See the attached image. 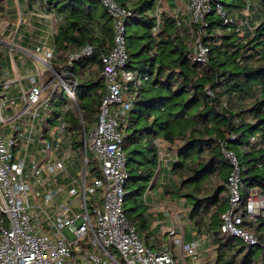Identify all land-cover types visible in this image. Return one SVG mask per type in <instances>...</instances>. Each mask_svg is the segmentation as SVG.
I'll use <instances>...</instances> for the list:
<instances>
[{
  "label": "built area",
  "instance_id": "2783aa9c",
  "mask_svg": "<svg viewBox=\"0 0 264 264\" xmlns=\"http://www.w3.org/2000/svg\"><path fill=\"white\" fill-rule=\"evenodd\" d=\"M100 1L113 20V46L100 54L105 95L88 131L80 112L77 127H69L65 113L77 105V80L68 66L74 59L90 54L92 47L85 44L70 52L65 67L56 70L54 39L62 16L54 10L47 12L42 0H36L27 13L40 25L42 37L36 45L33 40L32 44L22 43L26 32L35 29L28 24L30 29H23V15L19 14L17 21L6 14V19L0 18V25L3 21L5 27L16 23L12 40L0 38L3 58L9 59L0 67V264H207L208 247L202 243L212 244L210 234L205 240L197 238L190 226L191 238L186 240L182 226L176 223L169 232L170 239L163 240L158 248L156 234L150 236L153 245L148 244L126 219L124 183L128 168L122 148L124 135L118 127L120 116L132 101L126 95V83L133 80L134 74L125 69V20L130 12L114 0ZM177 2L179 5L169 15L178 27L204 24L205 17L215 13L224 24L251 29L248 4L234 13L217 0ZM160 5L161 0H155L157 26L161 22ZM37 10L42 15H37ZM193 52L197 61H204L208 46L198 37ZM58 85L66 91L71 105L52 112L48 92L52 89L53 94ZM155 144L156 178L165 184L171 157L160 160L161 147L158 141ZM223 152L234 171L229 177L230 202L222 215L221 232L254 245L256 236L240 224L260 214L264 198L252 189L242 207L236 158ZM162 167L165 172H161ZM151 193L150 188L143 193L147 206L151 204ZM180 216L188 219L187 211L182 210ZM66 228L72 239L66 236Z\"/></svg>",
  "mask_w": 264,
  "mask_h": 264
},
{
  "label": "trees",
  "instance_id": "16d2710c",
  "mask_svg": "<svg viewBox=\"0 0 264 264\" xmlns=\"http://www.w3.org/2000/svg\"><path fill=\"white\" fill-rule=\"evenodd\" d=\"M114 1L130 12L125 20V69L134 74L126 83L131 106L120 116L118 127L124 135L126 162H133L124 183L126 219L153 245L148 206L143 203L138 210L139 205L127 203L136 202L147 188L156 190L155 141L161 138L171 157L169 193L190 205L188 219L195 232L212 237L215 256L208 264H264V207L240 224L256 236L254 245L220 228L234 171L223 149L237 161L242 207L252 189L264 198V0H217L228 11H241L248 4L254 10L251 29L224 24L215 13L208 14L204 24L178 27L173 17L160 12L157 26L155 0ZM42 2L44 10H54L63 19L55 32V69L65 67L70 52L85 44L92 47L90 54L68 66L77 80V105L65 113L69 127L79 125L77 112L91 126L105 95L100 54L113 46L112 17L100 0ZM4 8L0 0V14ZM198 37L208 46L204 61L194 56L193 41ZM76 65L82 68V80ZM156 240L161 247V239Z\"/></svg>",
  "mask_w": 264,
  "mask_h": 264
},
{
  "label": "rangeland",
  "instance_id": "374dc122",
  "mask_svg": "<svg viewBox=\"0 0 264 264\" xmlns=\"http://www.w3.org/2000/svg\"><path fill=\"white\" fill-rule=\"evenodd\" d=\"M179 4L177 2V0H161V5L159 8V13L160 12H166L167 14H169L170 12H172V8L177 7ZM228 9V7H226ZM5 10V9H4ZM0 14V18H7V16H5V13ZM240 9H234V13H238ZM16 15L18 16V14H21L19 11L16 10ZM252 14H253V9L251 8ZM23 15V14H21ZM25 16V15H23ZM252 22H256L252 19ZM3 21L0 25V38H4L7 41L12 40V31L15 30V24L12 25H8V26H4L2 25ZM131 26L129 25V23H127L126 29L127 32L130 30ZM179 34H182V30L179 29ZM14 36V34H13ZM23 39V38H22ZM197 40V39H196ZM194 40L193 42L195 43ZM193 43V45H194ZM42 55V54H40ZM0 58H3V53L0 50ZM54 60V59H53ZM54 62V61H53ZM39 69L43 70L44 69V65L39 62ZM56 70H58L56 68ZM75 72L77 74V77L82 80V76H83V72H82V68L79 65H76L75 67ZM48 75H51V72L48 73ZM75 94L77 96V88H75ZM48 95H51V101L48 102V106L51 109L52 112H59L61 110V108L65 107V106H70L71 105V100L68 97L66 91L63 89V87L61 85H58V87L56 88L55 92L52 94V89L49 90ZM97 117V113L95 114ZM86 120V119H85ZM85 126H86V130L88 131L90 126L88 124V121L86 120L85 122ZM77 133L81 134V130L78 129ZM148 140H152V137L149 136ZM159 142L160 144V155L159 158L160 160H163L165 158H168L169 153L167 151L166 148V142L163 139H158L156 140ZM88 157L89 159H91V154L90 152L88 153ZM161 163H163V161H161ZM133 166V162H129L127 163V167H132ZM165 179L163 181H165V184L159 183L157 184L158 186H156V190L152 191L149 200L151 201V204L148 207V212L147 214H149V217L151 219V226L152 228L155 227V230L157 229V231H154L155 233H158L157 237L168 241L170 239L169 236V232L170 230L174 227L172 225L178 223L182 226L185 236L188 234L190 236V226L192 227L191 224H189L188 219L186 218V216H180L182 215V210H186L187 214L189 211V206L186 202L185 199H183V197H179V196H172L169 193V190H171V185L173 184V180L172 178L169 176V174L167 176H164ZM166 189V190H165ZM254 190V189H253ZM134 201H130L129 203H127L128 206H134L139 205V209L141 210L142 207L141 205L143 204V195L142 196H138ZM245 208V207H244ZM247 219V218H246ZM250 219V218H249ZM176 226V225H175ZM193 229V228H192ZM66 236L69 239L73 238L72 233L66 228L64 230ZM197 238H202L205 240V238L207 237V234L201 235L196 233L195 235ZM203 246L207 249L208 247V257L206 259L207 264L210 263L211 260L214 259V252H213V246L212 245H208V243H202ZM260 256V253H258V257Z\"/></svg>",
  "mask_w": 264,
  "mask_h": 264
},
{
  "label": "crops",
  "instance_id": "0c3cea01",
  "mask_svg": "<svg viewBox=\"0 0 264 264\" xmlns=\"http://www.w3.org/2000/svg\"><path fill=\"white\" fill-rule=\"evenodd\" d=\"M35 3H36V0H4V4H5L4 13L8 16V18H10L13 21H17V15H16V11H15V8H16L17 11H19L20 13L22 11L21 14L25 15L22 17L23 18V24H21L22 27H24L23 29L24 30H25V28H26V30L30 29V28H27V24L31 25L33 28H35L33 31L29 32L30 34L26 32V34L24 35L23 41H22V43L24 45H27L29 43L32 44V40H33L34 45H36L37 43H39V41H41L42 33L40 34V32H39V28H40L39 23H37L36 20H34V19L30 20L29 16H27L28 10L31 7H33ZM37 15H39V16L42 15V12L37 10ZM58 15L61 16V14H58ZM29 40H31V41H29ZM7 60L9 61V59L0 58V67L3 66L5 64V61H7ZM165 171H166V169L164 167H162L161 172H165ZM158 184H159V182H158ZM146 213H149L148 209L146 210ZM147 215L146 216H147V220L150 224V228L156 232L157 229L155 230V227L152 228L151 219L149 217V214H147ZM155 234L158 235V233H155ZM185 237H186V240H189L191 238V236H189L188 234ZM161 242H163L162 239H161Z\"/></svg>",
  "mask_w": 264,
  "mask_h": 264
}]
</instances>
